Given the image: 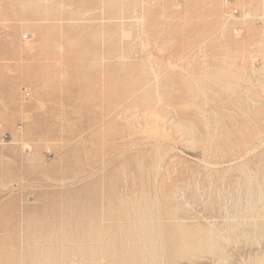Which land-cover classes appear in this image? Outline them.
I'll return each mask as SVG.
<instances>
[{
  "label": "rangeland",
  "instance_id": "rangeland-1",
  "mask_svg": "<svg viewBox=\"0 0 264 264\" xmlns=\"http://www.w3.org/2000/svg\"><path fill=\"white\" fill-rule=\"evenodd\" d=\"M224 14L0 0V264H264V20Z\"/></svg>",
  "mask_w": 264,
  "mask_h": 264
},
{
  "label": "built area",
  "instance_id": "built-area-1",
  "mask_svg": "<svg viewBox=\"0 0 264 264\" xmlns=\"http://www.w3.org/2000/svg\"><path fill=\"white\" fill-rule=\"evenodd\" d=\"M224 9H225V14L224 17L227 20H235L236 25L233 28V34L234 35H239V33L241 32L240 29V23L244 20L247 19H254L255 23H262L264 20V12L259 13L258 15H256L254 18H252L251 13L248 10H240L236 7L233 6V4L231 3V1L229 0H224ZM24 93H28V89L24 88Z\"/></svg>",
  "mask_w": 264,
  "mask_h": 264
},
{
  "label": "bare ground",
  "instance_id": "bare-ground-1",
  "mask_svg": "<svg viewBox=\"0 0 264 264\" xmlns=\"http://www.w3.org/2000/svg\"><path fill=\"white\" fill-rule=\"evenodd\" d=\"M263 9V8H262ZM147 116V115H146Z\"/></svg>",
  "mask_w": 264,
  "mask_h": 264
}]
</instances>
